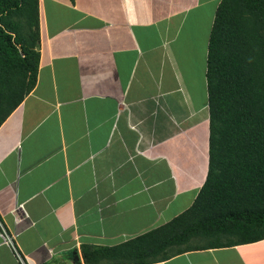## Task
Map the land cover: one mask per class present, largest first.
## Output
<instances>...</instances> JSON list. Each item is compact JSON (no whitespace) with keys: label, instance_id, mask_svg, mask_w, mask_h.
I'll list each match as a JSON object with an SVG mask.
<instances>
[{"label":"crops","instance_id":"crops-1","mask_svg":"<svg viewBox=\"0 0 264 264\" xmlns=\"http://www.w3.org/2000/svg\"><path fill=\"white\" fill-rule=\"evenodd\" d=\"M220 0H38L33 89L0 125V264H85L186 210L208 170ZM100 264H264V238ZM20 255L23 263L17 256Z\"/></svg>","mask_w":264,"mask_h":264},{"label":"trees","instance_id":"trees-1","mask_svg":"<svg viewBox=\"0 0 264 264\" xmlns=\"http://www.w3.org/2000/svg\"><path fill=\"white\" fill-rule=\"evenodd\" d=\"M38 0H0V125L36 82ZM208 170L192 204L114 246H82L85 264L162 259L264 238V0H220L207 44ZM229 237L212 240L218 235ZM203 236L210 242L197 243Z\"/></svg>","mask_w":264,"mask_h":264},{"label":"built area","instance_id":"built-area-1","mask_svg":"<svg viewBox=\"0 0 264 264\" xmlns=\"http://www.w3.org/2000/svg\"><path fill=\"white\" fill-rule=\"evenodd\" d=\"M0 235L3 237L4 241H7V242L12 243L10 236H9L8 233L3 229L2 226L0 227ZM16 254H17V256L19 257V259L21 260V262L23 263V260H22V258L20 257V255H19L17 252H16ZM23 264H24V263H23Z\"/></svg>","mask_w":264,"mask_h":264},{"label":"rangeland","instance_id":"rangeland-1","mask_svg":"<svg viewBox=\"0 0 264 264\" xmlns=\"http://www.w3.org/2000/svg\"><path fill=\"white\" fill-rule=\"evenodd\" d=\"M206 57H207V55H206ZM219 237L218 238H216V237H213V238H211L212 240H221L222 238H227V237H229L227 234H225V235H218ZM221 237V239H219ZM194 243L195 242H197V243H205V242H210V240H209V238H206L205 236H203V240H201L200 238H198V239H194V241H193Z\"/></svg>","mask_w":264,"mask_h":264},{"label":"clouds","instance_id":"clouds-1","mask_svg":"<svg viewBox=\"0 0 264 264\" xmlns=\"http://www.w3.org/2000/svg\"><path fill=\"white\" fill-rule=\"evenodd\" d=\"M20 103H21V102H20ZM20 103H19V104H20ZM19 104H18V105H19ZM18 105H17V106H18ZM17 106H16V107H17ZM16 107H15V108H16ZM15 108H14V109H15ZM14 109H13V110H14ZM13 110H12V111H13Z\"/></svg>","mask_w":264,"mask_h":264}]
</instances>
